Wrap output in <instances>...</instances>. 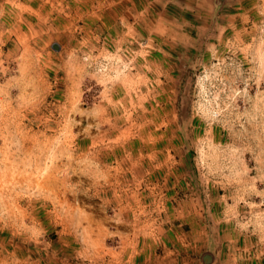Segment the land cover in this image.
Returning <instances> with one entry per match:
<instances>
[{
  "label": "rangeland",
  "instance_id": "rangeland-1",
  "mask_svg": "<svg viewBox=\"0 0 264 264\" xmlns=\"http://www.w3.org/2000/svg\"><path fill=\"white\" fill-rule=\"evenodd\" d=\"M11 1L0 264H264V0Z\"/></svg>",
  "mask_w": 264,
  "mask_h": 264
},
{
  "label": "crops",
  "instance_id": "crops-1",
  "mask_svg": "<svg viewBox=\"0 0 264 264\" xmlns=\"http://www.w3.org/2000/svg\"><path fill=\"white\" fill-rule=\"evenodd\" d=\"M32 1L34 0H12L11 5L14 9H17L19 4L24 5L25 7H31ZM210 1L216 2V6L219 7L217 3L219 0ZM259 1L261 0H258V2ZM234 6L238 10L244 8L243 6ZM256 8L257 5H255V9ZM183 245H186V250H188V252L186 255L180 256V252H178L176 248L172 249V246L166 247L163 253H158L157 244H152L150 250H148L146 242L143 241L141 243L140 241V243L137 244L138 248L136 247L132 251L130 244L123 241L118 247H114L112 250L108 249L107 264H209L204 259L205 250L203 251V248H200L198 251L194 240H186Z\"/></svg>",
  "mask_w": 264,
  "mask_h": 264
}]
</instances>
